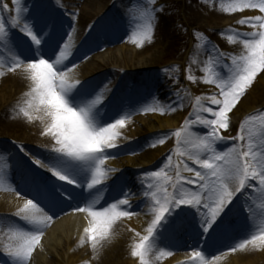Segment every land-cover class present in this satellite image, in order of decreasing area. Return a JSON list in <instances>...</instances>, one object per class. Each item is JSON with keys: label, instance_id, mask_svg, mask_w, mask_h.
<instances>
[{"label": "snow or ice", "instance_id": "6c2138e0", "mask_svg": "<svg viewBox=\"0 0 264 264\" xmlns=\"http://www.w3.org/2000/svg\"><path fill=\"white\" fill-rule=\"evenodd\" d=\"M150 3L155 5V0ZM57 7H63L60 0ZM246 10L259 13L239 20L241 26L253 31L228 36L230 43L242 45L239 53L222 51L208 42L207 58L199 62L201 75H194L188 66L187 81L210 85L215 90L195 97L193 110L179 130L153 138L150 146L155 148L175 137V150L165 164L159 170H146L138 190L118 177L113 184L117 194L100 205L92 197L111 178V170L105 165L120 154L110 150L120 147L119 129L128 116H121L119 111L101 116V111H106L98 107L101 98H93L95 93L77 78L75 69L81 61L75 59L79 49L73 52V48L78 13H69L65 26L62 15L41 12L35 3L29 6L28 0H11V6L0 0V57L5 51L10 53L7 60L0 58V79L23 76L27 82L22 92L25 99L18 112L29 122L38 114L35 118L44 122L42 134L52 141L51 151L43 156L19 144L16 155L11 157L15 166L25 164L24 157L31 162L26 168L31 195L14 221H23L22 227H30L13 231L14 242L4 247L6 264H31L34 252L42 248L49 223L69 209L87 214L88 226L81 246L90 243L95 252L118 221L137 215L140 206L131 204L137 195L142 196L141 204L151 215L146 234L135 232L138 242L131 255L139 264H150L157 251L159 256L171 255L175 235L181 231L193 242L188 264H213L218 259L217 252H235L249 244L264 245V227L237 237L238 229L243 227L241 212L244 222L257 215L264 217V111L239 123L230 138L222 135V130L231 131L234 110L254 86L258 74L264 73V0H231L225 9L231 13ZM164 14L163 6L146 12V23L131 34V42L136 47L152 42V21L158 24ZM99 27L97 24L87 29L92 33L88 40L93 39ZM196 38L206 40L198 32ZM87 58L86 53L81 57ZM183 107L176 92L167 109L152 110L163 114ZM257 120L261 126L259 144L253 140L251 127V122ZM228 139L233 143L226 151H218V142ZM174 158H178L175 163ZM40 169L51 175H44ZM17 195H21L19 190ZM257 198L262 201L258 209L247 203Z\"/></svg>", "mask_w": 264, "mask_h": 264}, {"label": "rangeland", "instance_id": "374dc122", "mask_svg": "<svg viewBox=\"0 0 264 264\" xmlns=\"http://www.w3.org/2000/svg\"><path fill=\"white\" fill-rule=\"evenodd\" d=\"M11 3V0H8ZM55 1V0H51ZM84 1V0H81ZM108 1L111 0H102L101 3L105 4V2L108 4ZM144 3H147L146 0H143ZM207 1L204 0L203 7L199 8H193V6L190 4L189 0H162L161 3L165 8V14L161 16L162 20L167 23L168 28L165 30V34L163 33L162 39L153 37V40H157L158 45H160V51H158V55L160 56L159 60L149 63V66H145L146 62L144 61L142 64H136L137 67H143L142 71H145L148 68L151 69H157L156 71H153L152 74H147L146 78L149 82L151 79L156 77L158 80H161L163 78H166L168 80V83L171 84L170 86L172 89V92H170L165 97H162L160 100H163L164 102H170L173 93L178 92L179 97L183 100V110H188L189 104L192 103V96H206L209 95L212 91H214V87L210 85H204V84H192L191 82L186 80V74H187V68L189 65L192 67V71L194 75H201L199 72V62L202 60H205L207 58V48L209 47L208 42H211L212 44L217 45L222 51L229 52L231 54H237L239 53V49L232 45L228 41V36L233 33H225V30H228L229 28H226V25L232 26L234 29V32H248L253 30H247L246 28H242L239 24V15L241 12H226L225 9L229 6L231 3V0H221L222 4H205ZM43 3V1H42ZM99 4V3H98ZM98 4L94 7L93 10H97ZM102 4V5H103ZM11 6V4H10ZM36 7L39 11H42V4L40 3V0L37 2ZM154 7V5L152 6ZM152 9V8H151ZM248 12L251 10H247ZM96 15L92 16H86L83 17V25L84 26V32L87 33V29L90 27L91 23L94 21V17ZM134 19H139V17H132ZM225 22L224 25L221 22L219 23L218 19ZM108 20V26L106 24V28L104 30L99 28V31L102 33H120L123 35V39H121L117 44V47H121L124 54L126 56L113 54V52L107 57H105L104 61L102 62H91V68L93 69L94 73H98L100 71H103L104 69L108 68H122L125 70H129V66L135 63H132L130 61H124V57L132 58V52L127 51L123 44L128 41V37L131 35H128L127 33H122L124 24L119 23V20L117 17L107 19ZM218 21V22H217ZM140 23H145L144 18H141L138 20ZM236 23V24H235ZM203 27V30L201 29ZM198 29V31H197ZM222 29V30H219ZM225 29V30H224ZM218 30V31H213ZM200 33L206 40H200L196 38V34ZM220 33H223V35H220ZM79 34H81V29H79L75 34L74 38L79 37ZM197 44H200L201 47L197 48ZM115 45V44H112ZM116 47V48H117ZM113 49V48H112ZM135 50H138L139 52L143 53L144 51L141 48H137ZM162 51V52H161ZM126 52V53H125ZM100 55H105L104 50L100 52ZM128 53V54H127ZM90 54V53H89ZM147 54V53H146ZM82 56L79 57L78 61H81L78 63V66L75 69L76 73H79L81 65L86 63V60L81 59ZM195 60L197 63H192V61ZM133 61V60H132ZM136 61V60H135ZM114 64H116L114 66ZM139 65V66H138ZM150 65H153L151 67ZM135 67V66H134ZM133 68V67H130ZM140 69V68H138ZM113 74H110L108 77L112 76ZM93 76V75H92ZM144 79H142V83L144 82ZM1 82V81H0ZM113 82V81H112ZM116 83L111 84V89L115 86ZM159 83H156L158 85ZM168 84V85H169ZM11 86H4L1 87V92L3 91H10L14 95L17 94V89H15L12 84ZM98 89V88H97ZM260 89V90H259ZM130 93L136 94V91L134 89H128ZM189 90H193V95H190ZM264 90V77H257L256 83L254 82V86L248 91L246 97L242 98V101L247 103L246 100H250L252 96H256L257 93H261L260 99H257L255 102L252 103L250 100V104L253 107V109H257L254 111L256 115L260 111H264V96L262 95V91ZM153 92H150V94ZM150 94L148 96L150 97ZM254 94V95H252ZM18 96V95H16ZM151 98V97H150ZM262 98V99H261ZM16 100V99H10V101ZM159 101V100H158ZM260 101V102H259ZM17 102V101H16ZM242 102V103H243ZM8 104V103H7ZM10 104V103H9ZM147 105H149L148 112L153 113V117L158 118L159 111H153L152 109H159L160 105L154 102L153 99H149ZM23 106L22 102H19L18 104H12L11 106H7L5 112L2 111L0 115V139H3V142L11 143L9 147V155L13 156L15 154V146L17 142H25V140L28 141V146L26 148L34 144L40 145V139L36 137V129L31 128L30 125L33 124V126L40 125L38 123V119L35 118L33 121H27V118L23 117L22 114L18 112V109ZM251 107V109H252ZM3 108L1 107L0 111ZM235 115H239L240 112H242V107H237L235 110ZM183 114V112H182ZM232 114H230L231 116ZM243 115V114H242ZM125 116V114H124ZM165 119V116L162 115L161 119ZM150 120L149 116L142 115L139 120L142 122L143 120ZM40 120V119H39ZM144 123V122H142ZM145 124V123H144ZM147 124V123H146ZM251 127L253 131V138L259 134H261V126L259 121H253L251 122ZM34 129V130H33ZM130 132V134H128ZM142 130L141 127L138 124H135L134 121H127L125 123L124 127L122 128V132L120 133V139L118 141L119 145L124 147L126 146L130 141L128 139H132L135 141L137 138L142 137L141 134ZM236 134V133H234ZM172 140H175V137L172 138ZM136 144V143H135ZM135 144L126 147L127 151L121 152L116 158L110 159V170H111V178L115 177L116 170L120 167L129 168L132 170H142L143 173L147 170V166H152L151 164L155 163L157 160L151 161L152 159H143V155L145 154L146 150L149 148L151 143L146 144V148H139L138 146H135ZM259 144V142H257ZM17 147V146H16ZM119 149H122L119 147ZM34 152L35 151H30ZM167 158V157H166ZM166 162V159L164 163L158 162L156 168L153 170H159ZM143 173L140 176H135L134 174H130L127 178V181H129V178H137L139 182L141 179H143ZM128 176V175H127ZM11 178V177H8ZM8 181V180H7ZM124 181V182H127ZM248 204H251L252 207L256 204L257 206L262 202L252 201L248 200ZM247 206V205H246ZM245 206V207H246ZM0 208H3V206L0 205ZM241 216V214H240ZM149 222L151 220L150 217ZM258 215L249 219V221H255L257 220ZM241 220V219H240ZM4 224H7L11 227H14L15 223L5 221ZM187 252L183 253L186 254ZM133 258V257H131ZM225 260V258H224ZM52 263V261L50 262ZM53 264V263H52ZM129 264V263H128Z\"/></svg>", "mask_w": 264, "mask_h": 264}, {"label": "bare ground", "instance_id": "6f19581e", "mask_svg": "<svg viewBox=\"0 0 264 264\" xmlns=\"http://www.w3.org/2000/svg\"><path fill=\"white\" fill-rule=\"evenodd\" d=\"M120 1H123V0H120ZM136 1L137 0H132L129 3H125L123 6L124 10L121 12L122 13H128V12L131 13L132 12L138 16H144L146 11L144 10L142 5L135 4L134 2H136ZM138 1H140V0H138ZM101 2H102V0H86L85 5H84V9H83L84 17H86L88 15L94 16V15H98V14L104 12V9L107 7V3L105 2V4H103ZM189 2L193 6V8L203 7V4H204V0H189ZM215 3L222 4L219 2V0H208V5L215 4ZM96 4H98L97 10H93L94 7L96 6ZM218 21L220 24H221V22L223 23V21L220 22L219 19H218ZM224 24H225V22L222 25H224ZM153 25H154V37L162 39V37H163L162 35L165 32L166 28H168V25L162 20H159L158 24L154 20ZM201 29L203 30V27H201ZM219 30H222V29H219ZM197 31H198V29H197ZM215 31H218V30H215ZM129 44H130L129 48H134V44L132 42H129ZM232 45L237 47L239 49V52H240V50H241L240 46H242V45H239V44H232ZM140 48L144 51L143 53H141L139 51L136 52L135 50L131 49V51L133 52L132 58L129 59L130 56L124 57V59H125L124 61H130L132 63H135V64H133L135 67L132 65L126 66V67L129 66V69H131L132 72H137L143 68V67H137L136 64H142V62L149 60L146 62V65H145L147 67V66H149V63L151 64V63L159 60V58H160V56L158 55V53H159L158 51H160V49H159L160 45H158L157 40H152V42L145 41L144 44ZM113 52L115 54H118V55H122V56L125 55L126 56V54H124L122 49H119V50L113 51ZM106 57H107V55H106ZM104 58L102 59V61L105 60ZM150 66L153 67V65H150ZM130 67H133V68H130ZM138 68H140V69H138ZM93 73H94V71L92 68H90L89 70L85 69V71L83 68L82 70H80L79 73H77V78L80 79L81 81H87V83H88L89 81L87 79H89L90 75ZM80 74H84V75L81 76ZM262 76L264 77V73H262L261 77ZM132 79H134V77L131 78L130 75H128L125 78L122 77L120 81L122 82L123 87H126V84H129L132 81ZM13 80H14V82H16L13 86L15 87V89L18 90L16 95H19L23 91V89H25V83H27V82L24 80L23 77L14 78ZM8 82H10L9 78L5 81L6 87L9 86L7 84ZM96 82H98V81H96ZM89 84L90 83L87 84L88 88L90 87ZM104 87L101 89V91H99V93L106 90V88H104ZM89 90H91V89L89 88ZM16 95H14L13 93H11L10 91H7V90L1 92L0 93V109L2 107L4 110L6 104L9 102V100L11 98L17 99L18 96H16ZM252 95H254V94H252ZM262 95L264 96V90L262 91ZM20 96L22 98H20L19 102L24 103V99H25L24 96L22 94ZM98 96H102V93L98 94ZM260 97H261V93H257L256 96L255 95L252 96V98L250 100L253 103L257 99H260ZM100 98L102 99V97H100ZM250 100H246L247 103L246 102L244 103L242 101L243 103L240 102L238 104V106L240 108L242 107V110H243L242 112H240V116L242 114L244 115V114L251 113L252 111H254L253 107L250 104ZM84 102L86 103V101H84ZM101 103H102V101H101ZM251 107H252V109H251ZM144 108H148V107L143 106L142 109H144ZM133 112H134L133 109L128 111L129 114H131ZM181 115H183L182 111H175V112L169 111V112H167L165 120L156 119L155 122H152V121H147L144 119L142 122H144L145 124L147 123V124L159 125L160 129L163 130V132H166L168 129H169L168 131L171 132L172 129H175L178 127L179 122L183 119V118L180 119ZM186 115H187V113H186ZM43 130H44V122L42 120H40V125L38 126L37 131L40 132V136L43 137V139H50L49 137H46L42 134ZM120 131H122V130L120 129ZM166 148L167 147L163 146V147H159V148L155 147L151 150H147V152H145V154L143 155L142 158L145 160L146 159L150 160L153 158L151 161H153V160L155 161V159H158L159 157L164 155ZM2 152H3V150L0 147V153H2ZM10 164L11 165L13 164L12 161H10ZM50 175H51V173H50ZM53 179H55V178L53 177ZM2 189H5V187H0V190H2ZM8 189L10 190V189H12V187H10ZM17 190H19V192H21V189L17 188ZM0 204H2L3 207L8 206L7 208H9L11 211H13V210L20 208L21 200H19L14 195L10 196L9 192L0 191ZM0 211L8 212L5 209H2ZM145 218L146 217L140 216L137 224H134L132 221L128 222L127 224L129 226L134 225L138 229H142L143 233H145V230L148 227L147 224H145V226H144ZM59 221L60 222H58V221L56 222L55 226H50V224H49V226L47 227L49 229H48V232L46 233V235L42 238V248H38L35 251L38 254L35 255V259L33 257V259H32L33 262H31V264H52V263L53 264H77L81 260H82L83 264H128V261L130 260L129 258H130V256H132L131 252L134 248V245L136 244V242H135L136 237L133 236L134 232L130 228H125V230H124V226H123V228H121L120 224L118 222L114 226L113 232L109 234L108 239H106L105 241H102L101 244H99L97 246V249L94 252L91 249L90 243L88 245L81 246V241L84 239V232L88 226L87 224H81V221L76 222V220L73 217H69V216L65 217L63 220L61 219ZM125 224H126V221L124 220V223H121V225H125ZM142 226H144V227H142ZM261 227H264V225H261ZM2 229L6 230V231H11V229H9V228H2ZM126 230H128V231H126ZM76 241H77V244H76ZM192 244H193V242H190L187 244V246H192ZM161 247H163V245H161ZM246 247H248V245ZM262 248L264 249V245L262 246ZM80 249H84V250H80ZM78 250H80V251H78ZM259 250L260 249L258 247L247 249L243 254L240 255L239 259H237L235 261V264H264V253L262 254L263 256H261L263 259L257 258L258 253H260ZM263 252H264V250H263ZM45 255L50 256V258L46 261H44ZM154 255H152L153 258H150L151 264H155V261H158L159 252L157 251ZM86 257H88L89 259H87ZM176 260H177V258L174 259V261H176ZM51 261H52V263H50ZM170 263H172V261H170ZM213 264H225V262H223V261L213 262Z\"/></svg>", "mask_w": 264, "mask_h": 264}]
</instances>
